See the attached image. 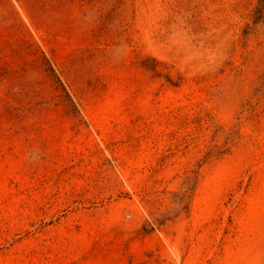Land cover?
<instances>
[{
	"label": "rangeland",
	"instance_id": "rangeland-1",
	"mask_svg": "<svg viewBox=\"0 0 264 264\" xmlns=\"http://www.w3.org/2000/svg\"><path fill=\"white\" fill-rule=\"evenodd\" d=\"M0 264H264V0H0Z\"/></svg>",
	"mask_w": 264,
	"mask_h": 264
}]
</instances>
